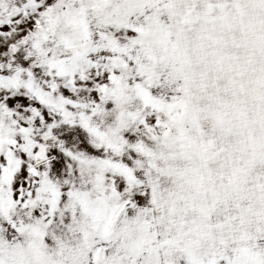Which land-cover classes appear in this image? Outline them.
Instances as JSON below:
<instances>
[{"label":"snow or ice","instance_id":"6c2138e0","mask_svg":"<svg viewBox=\"0 0 264 264\" xmlns=\"http://www.w3.org/2000/svg\"><path fill=\"white\" fill-rule=\"evenodd\" d=\"M0 264H264V0H0Z\"/></svg>","mask_w":264,"mask_h":264}]
</instances>
